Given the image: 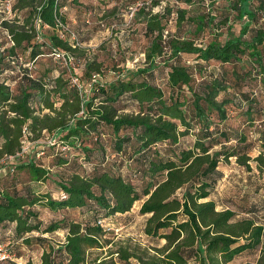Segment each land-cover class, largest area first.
Here are the masks:
<instances>
[{"label":"trees","instance_id":"1","mask_svg":"<svg viewBox=\"0 0 264 264\" xmlns=\"http://www.w3.org/2000/svg\"><path fill=\"white\" fill-rule=\"evenodd\" d=\"M251 1L232 5L239 21H246L236 33L228 26L221 43L213 39L203 45L170 34L172 21L178 27L185 10L173 13L167 0H143L137 11L147 43L135 52L144 62L133 69L126 67L128 61L110 68L108 58L83 46L88 38L78 41L65 16V8L79 6L78 0H13V17L0 15V38L7 39L0 42V161L28 142L35 150L10 160V175L24 170L44 185L52 171L48 156L66 171L56 197L28 185L18 188L15 180L0 183V228L13 226L16 245L30 246L26 235L35 231L64 233L62 243L44 244L39 262L27 264H229L257 249L259 255L246 264H264V228L249 219L235 221L233 210H216L208 200L220 177L219 162L233 158L246 171L251 162L264 170V153L250 158L245 144L255 124L252 112L264 114L256 91L245 84L257 83L264 98V31L255 28L257 15L264 17V0L253 9ZM203 20L197 17L195 27L202 29ZM60 25L74 41L60 35ZM54 53L70 56L69 68L37 70L41 58L59 63ZM160 69L158 86L153 81ZM68 70H77L88 90L85 98L69 87ZM186 136L192 139L188 146L181 142ZM47 138L54 145H47ZM229 142L234 144L227 147ZM71 161L85 172L70 169ZM135 202H140L138 214L146 216L143 237L158 246L107 239L110 219L128 213ZM35 207L51 213L78 209L83 216L61 218L41 230ZM14 245H5L13 255Z\"/></svg>","mask_w":264,"mask_h":264},{"label":"rangeland","instance_id":"2","mask_svg":"<svg viewBox=\"0 0 264 264\" xmlns=\"http://www.w3.org/2000/svg\"><path fill=\"white\" fill-rule=\"evenodd\" d=\"M142 2L143 0H98V3L92 5V9L94 10L90 11L87 9L85 3H81V14H83V17L85 15L88 16L87 18L89 19V22L87 24L85 23V25L89 26V28H93L96 34L90 47H88L91 55L96 54L100 59L102 57L108 58L106 61H108L107 64L111 68L112 66H115V63L120 65L123 62H129L136 55L135 52L144 48L147 41L141 37L140 24L142 15L137 11L139 4ZM167 3L171 6L170 8L173 13L179 9L185 10L184 20L178 27H174L172 21L169 27L170 34L173 37L193 38L197 44L201 42L205 45L213 39L221 43L225 38L228 26L231 27L232 33H236L242 22H246L245 19L239 21L237 18L236 9L232 8L235 0H190L189 3H185L184 0H167ZM12 4L13 0H0V15L2 17L4 16L7 19L13 17V14L11 13ZM256 4L257 0H252L250 2V8L253 9L256 7ZM76 7V5L68 6V11L72 10L69 13L74 20L79 17L78 12L76 11L78 9ZM84 12H86V14H84ZM129 14H131L130 18ZM197 17L204 19L202 29H200L199 26L195 27L194 21ZM208 18H213L210 25L207 24ZM256 20L257 25L255 28H261L262 31H264V25H262L264 17L258 14ZM71 28L77 35V38H79L78 41H80L81 37H78L77 30L72 26ZM89 28L87 31L90 30ZM46 32L47 29H43V33ZM4 38H0V42L7 41V39ZM245 38H247V36H245L244 39ZM261 51H264V45L261 47ZM23 60L24 58L20 59V61ZM40 60L37 70H42L44 66L48 65L57 66L58 71L64 70L61 64L54 63L51 58L45 57ZM242 60L245 66H247L244 57ZM26 66L31 67V64H26ZM165 66L162 67L165 68ZM209 66V70H214L212 62L209 63ZM225 68L230 70L227 66H225ZM162 74H164V71L161 69L156 72V79L153 81L154 85L161 86L160 84L162 81L160 79H162ZM103 80L106 81V77H104ZM245 84L246 88H251L256 91V101L259 105L261 106L264 104L263 94L259 92L258 88H254L257 83L248 80ZM252 116L255 120V124L252 125L254 127L249 130V133H246L245 141L247 154L250 158H253L259 152L264 153V139L261 138L264 136L262 135L264 133V114L256 113L255 109L252 112ZM258 125L260 127H257ZM107 139L108 138H106V140ZM191 141L192 139L189 136H186L181 140L184 146H188ZM104 144L108 146V143L104 142ZM233 144V142H229L226 146L229 147ZM34 147L31 146L30 151L35 150ZM217 149L218 148H215V150ZM158 151L161 153L164 152L161 148H158ZM24 160L26 161L28 159ZM55 161L56 158L49 156L45 159L46 165L51 167L52 171L49 174V181L44 185L33 181V177L24 170L16 171L14 175H10L12 173L9 172L13 167L10 160L0 161V169L2 170L0 172V183L4 185L7 181L15 180L18 183V188L23 185H28L34 190H42L43 192L47 191L52 197H56L60 191L57 183L62 181L63 177L65 178L66 171L56 167ZM72 161L70 169H79L80 171L85 172V169L82 168L78 161L76 162L77 165H73ZM108 164L113 165L115 170H120L119 165L111 161L108 162ZM217 167L220 177L216 180L208 200L215 203L216 210H221L225 207L233 210L236 215L233 220L238 221L249 219L264 228V170H257L255 165L251 162L250 170L246 171L243 167L236 165L233 158L228 159L226 162H219ZM7 173H9V175ZM135 185L139 186V182H136ZM241 192H243V194ZM139 205L140 202H135L128 213L117 217L116 219H110L108 223L110 233L106 235L107 239L130 241L138 243L141 247L148 246V244L152 246H158L160 244L159 242L156 243V241H146L143 237L142 229L146 216L138 214ZM248 209L252 212L247 211L248 213H246V210ZM34 212L37 213V219L34 221L39 223L41 230L52 221L61 218L80 220L83 216L82 211L78 209H69L57 213H51L47 208L35 207ZM12 228L13 226L11 225L0 228V242L6 246L15 244L16 256L12 260L1 264L37 263L39 262L44 244L47 245V243L50 242L57 245L58 243H62L64 239V233L61 231L56 233H42L40 231H35L26 235V238L31 240L30 246L21 245V243H19L20 245H16V241L12 236ZM8 231H11V233H8ZM260 249L264 252V234L261 238ZM258 255V249L252 253L246 252L239 255L229 264H246L248 262H253ZM131 264L135 263L131 261Z\"/></svg>","mask_w":264,"mask_h":264},{"label":"built area","instance_id":"3","mask_svg":"<svg viewBox=\"0 0 264 264\" xmlns=\"http://www.w3.org/2000/svg\"><path fill=\"white\" fill-rule=\"evenodd\" d=\"M160 4L163 3V0H158ZM159 9V6L156 8H153V12H156ZM131 17V14H129V18ZM60 35L66 37L67 35H69V40L70 41H74L75 37L74 35L69 32L67 27H63L60 25ZM167 35V32L165 31L163 33V38ZM53 59L57 62H59L60 64H62L65 68H69L68 66L71 64L72 62V58L70 56H64L63 54H58V53H54L52 55ZM143 55L142 54H137L135 55L129 62L126 63V67L128 69H133L138 65H141L143 63ZM185 64L189 65L190 62H186ZM77 70H75V72L72 74L71 71L68 70L69 75H68V83H69V87L73 88L74 90H76L79 94V96L81 98H85L87 96L88 90L86 88H84L79 76L76 73ZM95 80H93L94 82ZM26 131V129L24 128V132ZM54 140L53 139H49L47 138V145L52 146L54 145ZM31 144L28 142H24L20 148V150L14 155V156H10L8 159L9 160H13V159H19V158H23L24 156H26L28 154V152L30 151L31 148ZM42 155V153H38L37 157L39 158ZM2 170L0 169V172ZM11 171V170H10ZM61 198H65V195L63 193L60 194ZM13 258H15V255H13L12 253H10L7 249L5 245L0 244V264L4 263L6 261L12 260Z\"/></svg>","mask_w":264,"mask_h":264},{"label":"crops","instance_id":"4","mask_svg":"<svg viewBox=\"0 0 264 264\" xmlns=\"http://www.w3.org/2000/svg\"><path fill=\"white\" fill-rule=\"evenodd\" d=\"M78 3H79V6L76 7L79 10V11L76 10L78 12V14H79L78 19L74 20V18L72 17V15H70V13H69L72 10H69L68 11V8H65V16H66L67 21L70 23V25L75 30H77V32L79 34V37H86V38H88V41L85 42L83 44V46L90 47V45H91L92 41L94 40V37H95L96 34H95L93 28H89V26H86L85 25V23L87 24L89 22V19L87 18L88 16L85 15L83 17V14H81L82 10L80 9V7H81L80 4L81 3H85V5H87V9H89V11H90V10H94V9H92V5L95 4V3H98V0H78ZM84 14H86V12H84ZM88 28L90 30L87 31Z\"/></svg>","mask_w":264,"mask_h":264}]
</instances>
